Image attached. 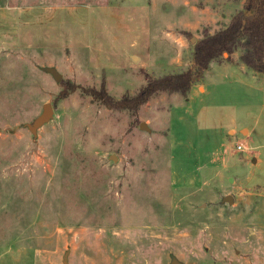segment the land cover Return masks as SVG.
<instances>
[{
  "label": "rangeland",
  "instance_id": "obj_1",
  "mask_svg": "<svg viewBox=\"0 0 264 264\" xmlns=\"http://www.w3.org/2000/svg\"><path fill=\"white\" fill-rule=\"evenodd\" d=\"M242 5L0 0V264H264V73L236 51L185 96L97 93L186 70Z\"/></svg>",
  "mask_w": 264,
  "mask_h": 264
},
{
  "label": "trees",
  "instance_id": "obj_2",
  "mask_svg": "<svg viewBox=\"0 0 264 264\" xmlns=\"http://www.w3.org/2000/svg\"><path fill=\"white\" fill-rule=\"evenodd\" d=\"M236 51L239 59L247 67L264 73V0H243L242 9L230 18L228 24L214 33L207 34L193 46L190 66L176 73L161 77L146 74L147 81L138 94L131 98L113 100L102 84L97 91L106 105L137 108L158 91H174L187 95L209 63L227 53L231 58ZM72 92L74 89H68Z\"/></svg>",
  "mask_w": 264,
  "mask_h": 264
},
{
  "label": "water",
  "instance_id": "obj_3",
  "mask_svg": "<svg viewBox=\"0 0 264 264\" xmlns=\"http://www.w3.org/2000/svg\"><path fill=\"white\" fill-rule=\"evenodd\" d=\"M43 71L50 73L52 75V77L54 78L55 81L59 82L62 78V75L54 68V67H42L41 68ZM53 115V107L50 103H45L42 106V111L41 113L30 123H26L25 127H27L30 132L35 136L37 133V129L43 125L44 123H46ZM139 127L142 128H147L146 125L144 123H140ZM223 201H228L231 202L232 198L227 195L225 197H223ZM66 263V261L64 260V264ZM170 264H182L181 262H179L175 257H172Z\"/></svg>",
  "mask_w": 264,
  "mask_h": 264
},
{
  "label": "built area",
  "instance_id": "obj_4",
  "mask_svg": "<svg viewBox=\"0 0 264 264\" xmlns=\"http://www.w3.org/2000/svg\"><path fill=\"white\" fill-rule=\"evenodd\" d=\"M237 148H240V146H237Z\"/></svg>",
  "mask_w": 264,
  "mask_h": 264
}]
</instances>
